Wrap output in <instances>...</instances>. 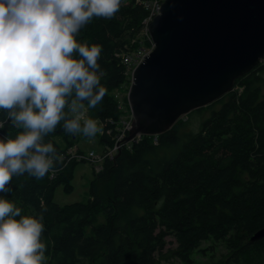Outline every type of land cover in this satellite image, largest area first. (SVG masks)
Listing matches in <instances>:
<instances>
[{
	"label": "trees",
	"instance_id": "16d2710c",
	"mask_svg": "<svg viewBox=\"0 0 264 264\" xmlns=\"http://www.w3.org/2000/svg\"><path fill=\"white\" fill-rule=\"evenodd\" d=\"M146 1L151 0H121L112 19L93 17L76 36L79 43L102 46L98 63L105 74L100 83L107 91L97 107L87 110L88 118L102 125L95 136L100 153L115 142L125 111L113 93L128 79L121 54L151 47L142 36ZM263 71L264 62H259L218 100L190 111L186 120L179 118L158 134L156 143L155 136L147 134L121 142V152L117 149L95 169L88 198L64 205L56 204L54 190L62 185L70 191L71 170L80 161L65 154L85 153L76 144L90 138L67 133L61 121L44 140L63 160L40 179L13 176L6 185L11 190L0 192V198L22 210L21 216L42 215L47 247L43 264H161L167 257L194 264L195 253L210 255L209 264H264V238L250 241L264 227ZM204 108L209 112L198 130L180 139L179 128L191 113ZM0 121H5L0 139L22 131L11 126L3 109ZM175 144L170 158L159 155L160 149ZM168 235L176 245L164 250ZM203 241L209 242L205 248L200 247ZM221 243L226 252L215 259Z\"/></svg>",
	"mask_w": 264,
	"mask_h": 264
},
{
	"label": "clouds",
	"instance_id": "9594fccd",
	"mask_svg": "<svg viewBox=\"0 0 264 264\" xmlns=\"http://www.w3.org/2000/svg\"><path fill=\"white\" fill-rule=\"evenodd\" d=\"M120 5L121 0H0V109L13 128L22 129L15 138L0 139V192L11 190L6 185L13 176L40 179L63 160L44 140L61 121L71 135L102 132L100 122L86 116L107 91L100 83L102 46L79 43L76 36L93 17L112 19ZM21 211L0 198V264H43L42 215Z\"/></svg>",
	"mask_w": 264,
	"mask_h": 264
},
{
	"label": "water",
	"instance_id": "95a60500",
	"mask_svg": "<svg viewBox=\"0 0 264 264\" xmlns=\"http://www.w3.org/2000/svg\"><path fill=\"white\" fill-rule=\"evenodd\" d=\"M148 52L130 74L132 123L118 143L170 130L232 90L264 58V0H162ZM264 238V227L251 240Z\"/></svg>",
	"mask_w": 264,
	"mask_h": 264
},
{
	"label": "rangeland",
	"instance_id": "374dc122",
	"mask_svg": "<svg viewBox=\"0 0 264 264\" xmlns=\"http://www.w3.org/2000/svg\"><path fill=\"white\" fill-rule=\"evenodd\" d=\"M143 26H145V24ZM143 33H147L146 27L144 28ZM147 35L142 34V36H145L146 38H148ZM148 40L149 39H147V42H146L147 44H148ZM148 50H146V52ZM132 69H133V66H132ZM260 74H261V77L264 78V71L261 72ZM128 79L124 83H122V85L119 88H117V91L113 92L116 96V99L119 101L120 103L119 105H121L122 110L124 111L125 109L123 113L124 115L128 113V108H129V105H127L128 104L127 91H129L130 80ZM239 90L241 89L239 88ZM262 90L264 91V84H262ZM213 107H217V106L214 105ZM208 112H209V109L204 108V109H201L200 113H194V114L191 113L189 116V119L187 120L186 125L183 126L182 128H179V138L182 139V136L185 132H188V131L195 132L196 130H198L199 128L198 126L200 125L201 119L207 116ZM86 116H87V113H86ZM182 118L183 120H186L185 115ZM98 143L99 142L97 138L93 137V139L92 138L87 139V140L81 139L80 141H78L76 145H78L77 147L81 148L80 150H82L83 152L87 153L89 151H92V152H95V154H99L102 151V146ZM176 149H177V144L170 145V147L160 149L159 155L170 158L171 155L175 153ZM100 165H101L100 162L93 164V162H90V161H81V162L78 161L74 165L73 169L71 170L73 171V173H72L71 181L69 183L72 186L70 191L69 192L65 191L62 185L57 186V188L54 190V195L52 197L54 201L56 202V204L64 205V204H70L71 202H75V201L83 202V200L87 199L88 198L87 196L88 186H89L88 182H90L94 176L95 167L97 168V166H100ZM166 241L167 243H165L166 245H165L164 250H166L167 248L174 249V246L176 245V243H174L175 241L172 239V237L168 235L166 237ZM208 245H209V242L203 241L200 247L205 248ZM225 252L226 250L223 247V244L221 243V245L220 244L217 245L216 251L213 253V255L215 256V259L216 258L218 259L222 255V253L224 254ZM194 258L196 260L194 264H207L208 259L209 258L212 259L210 255H206V254L201 255L198 253L194 254ZM210 259H209L208 264L211 262ZM161 264H184V263L178 260L177 258L174 259L173 257H167L166 259L161 260Z\"/></svg>",
	"mask_w": 264,
	"mask_h": 264
},
{
	"label": "built area",
	"instance_id": "2783aa9c",
	"mask_svg": "<svg viewBox=\"0 0 264 264\" xmlns=\"http://www.w3.org/2000/svg\"><path fill=\"white\" fill-rule=\"evenodd\" d=\"M160 4L161 3L159 1H156V0L146 1L144 3V6H145L146 10L148 11V15L142 21L143 25L145 24V26H147V23L150 20H152V17L154 15H156V13H159ZM145 26H143V27L145 28ZM144 28H143V30H144ZM145 34L147 35V33H145ZM148 38H149V36H148ZM145 54H146V50H141V51L138 50V51H135V52H130L128 54H124V53L121 54V59H122V62L125 63V67H127V72H128V77L129 78H130V72H131L132 65L139 63V61H141L142 57ZM260 62H264V58L262 60H260ZM131 116H132V114L128 112V114L123 115L122 117H120L121 119H120L118 128L116 130L117 133H116V136H115V142L113 143L112 147L107 149V151H104V152L99 153V154H95V152H92V151H89L87 153L85 152V153H81V154H75V151L73 152L72 150H69L68 153L65 154L66 157L68 159H70L71 157H75V158H77L80 161L81 160L90 161V162H93V164L97 163V162H100L104 158L105 159H107V157L111 158V156L118 149L119 141L122 139V137L128 131L127 129H129L131 127V123H132V119H133V117H131ZM141 135L142 134H138L133 139H139V137ZM155 141H156V136L154 137V141L153 142H155ZM121 142H124V141L122 140ZM97 168H99V166H97ZM97 168L95 167V169H97Z\"/></svg>",
	"mask_w": 264,
	"mask_h": 264
},
{
	"label": "bare ground",
	"instance_id": "6f19581e",
	"mask_svg": "<svg viewBox=\"0 0 264 264\" xmlns=\"http://www.w3.org/2000/svg\"><path fill=\"white\" fill-rule=\"evenodd\" d=\"M138 64V63H137ZM137 64H134V65H132L133 66V69H134V67H135V65H137ZM131 69H132V67H131ZM132 71V70H131ZM131 73V72H130Z\"/></svg>",
	"mask_w": 264,
	"mask_h": 264
}]
</instances>
